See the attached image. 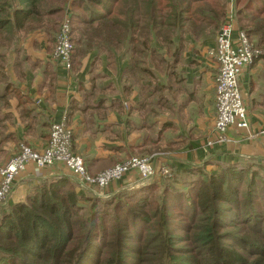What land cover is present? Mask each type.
Wrapping results in <instances>:
<instances>
[{
	"label": "trees",
	"instance_id": "obj_1",
	"mask_svg": "<svg viewBox=\"0 0 264 264\" xmlns=\"http://www.w3.org/2000/svg\"><path fill=\"white\" fill-rule=\"evenodd\" d=\"M232 3L237 27L263 54L264 0ZM225 6V0H0V48L35 30L52 53L67 11L70 64L91 51L110 63L125 59L121 89L129 92L135 82V107L154 116L161 72L190 43L214 36ZM17 98L20 120L35 119L29 98ZM82 108L71 99L65 120ZM115 162L85 168L95 174ZM260 169L218 164L207 173L193 166L105 198L78 193L62 176L30 181L22 201L0 206V264H264V163Z\"/></svg>",
	"mask_w": 264,
	"mask_h": 264
},
{
	"label": "crops",
	"instance_id": "obj_2",
	"mask_svg": "<svg viewBox=\"0 0 264 264\" xmlns=\"http://www.w3.org/2000/svg\"><path fill=\"white\" fill-rule=\"evenodd\" d=\"M225 5L228 6V0ZM232 39L235 40V34ZM51 47L44 33L33 30L14 46L0 48V166L14 155L19 142L35 149L43 147L50 123L63 117L71 131V149L93 170L99 162L121 161L133 154L144 156L157 151L163 153L160 162L170 168L169 178L193 166H202L207 173H214L218 164L262 170L264 53L244 67L237 79L246 106L247 128L230 126L222 135L224 140L218 141L213 127V37L190 43L173 67L161 72L163 88L159 105H154V116L135 107V82L129 92L121 89L126 76L125 59L114 57L110 63L105 55L91 51L73 60L66 70L52 59ZM89 89L92 95H85ZM18 95L29 98L35 119L20 120ZM71 99L83 108L74 111L66 121ZM99 100L105 107L96 109ZM88 104L93 107H87ZM248 133L257 135L248 137ZM208 140L212 142L207 144ZM58 176L68 178L59 164L37 168L27 163L7 202L22 201L28 182ZM146 183L139 181L132 171L122 180L108 184L104 198Z\"/></svg>",
	"mask_w": 264,
	"mask_h": 264
},
{
	"label": "built area",
	"instance_id": "obj_3",
	"mask_svg": "<svg viewBox=\"0 0 264 264\" xmlns=\"http://www.w3.org/2000/svg\"><path fill=\"white\" fill-rule=\"evenodd\" d=\"M233 34L235 40L232 39ZM213 42L214 47L210 52L216 60L213 127L218 134L215 140L222 141V135L228 127L247 128L246 106L237 79L241 70L260 55V50L253 46L246 34L237 27L232 0H228ZM71 50L66 11L55 35L51 57L67 70L71 66ZM256 135L247 134L248 137ZM211 142L212 140L206 141L207 144ZM162 156L160 151L144 156L131 155L95 174H90L85 168L82 156L71 149V131L62 117L59 121L50 123L43 147L35 149L19 142L17 152L0 166V206L7 203L17 176L24 171L27 163L37 168L59 164L66 170L75 189L84 194L104 197L108 184L122 180L132 171L142 182L169 177L170 168L160 162Z\"/></svg>",
	"mask_w": 264,
	"mask_h": 264
},
{
	"label": "rangeland",
	"instance_id": "obj_4",
	"mask_svg": "<svg viewBox=\"0 0 264 264\" xmlns=\"http://www.w3.org/2000/svg\"><path fill=\"white\" fill-rule=\"evenodd\" d=\"M214 37V36H213ZM17 152V150H15V153ZM14 153V154H15ZM134 155V154H133ZM164 179H169V177H166V178H164ZM157 182H158V180H157ZM27 185V187H28V184H26ZM27 189V188H26ZM126 189H130V188H126ZM123 190V189H122ZM121 191V190H120Z\"/></svg>",
	"mask_w": 264,
	"mask_h": 264
}]
</instances>
